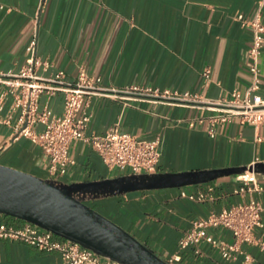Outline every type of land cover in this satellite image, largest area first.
I'll return each instance as SVG.
<instances>
[{
	"label": "crops",
	"instance_id": "1",
	"mask_svg": "<svg viewBox=\"0 0 264 264\" xmlns=\"http://www.w3.org/2000/svg\"><path fill=\"white\" fill-rule=\"evenodd\" d=\"M261 0H0V69L16 71L33 51L49 63L48 76L63 71L73 81L81 68L99 76L101 86L123 89L130 86L155 87L189 92L203 99L230 97L249 83L251 29L235 19L251 18ZM264 22V1L260 7ZM264 36V35H263ZM261 93L264 95V43L260 56ZM210 69L209 78L203 70ZM121 95V94H120ZM88 98L90 113L86 133H103L117 127L140 140L161 137L156 172H182L248 166L264 162V124L253 125L238 117L217 125L216 135L207 133L206 121L198 117L208 109L165 104L129 95ZM130 97V98H129ZM44 99L42 95L41 100ZM53 115L63 109V94L49 99ZM0 124V164L50 179L40 146L29 138L10 140L11 125ZM37 131L43 129L38 123ZM70 164L55 182L66 184L127 175L110 169L98 153L83 141L69 146ZM260 189L252 184L240 190L236 175L180 188L145 189L113 195L85 197L87 204L112 219L144 245L166 260L178 250V240L194 219L218 213L250 199L264 203V174L256 173ZM204 192L207 198L193 201L181 192ZM25 223L0 214V224L20 227ZM264 242V226L255 230ZM206 234L232 241L221 226ZM181 252L175 264H244L243 256L223 259L206 241ZM250 264H264V250L242 244ZM0 264H67L57 251L40 250L25 242L0 238Z\"/></svg>",
	"mask_w": 264,
	"mask_h": 264
},
{
	"label": "built area",
	"instance_id": "2",
	"mask_svg": "<svg viewBox=\"0 0 264 264\" xmlns=\"http://www.w3.org/2000/svg\"><path fill=\"white\" fill-rule=\"evenodd\" d=\"M263 1H259L258 9L251 18H245L242 14L235 17L243 26L249 27L252 33L248 49L250 79L243 91L234 89L228 98L203 99L189 92L180 93L155 87H103L99 76L89 75L83 68L73 81H68L65 73L60 70L44 76L38 70L46 71L50 65L48 61L35 55L36 42L33 39L30 41L33 53L26 63L16 71L0 69V124L10 125L12 114L17 113L16 121L11 125L10 140L25 137L37 143L43 153V166L53 181L64 175L69 165L74 163L68 151L71 142L76 140L89 144L110 169L126 170L127 175L156 172L160 157V136L140 140L117 127L103 133H86L91 115L86 111L85 105L92 95L125 97L123 95L127 94L135 100L147 99L208 109L210 113L198 117L197 121H206L210 137L216 135L217 125L229 123L235 117L253 125L264 124V95L260 90L259 65L264 43V22L260 14ZM209 73L210 69L206 67L203 70L206 79L209 78ZM59 92L63 94V109L59 115H53L49 99ZM38 123L43 125L40 131L34 127ZM236 177L243 182L240 190H244L249 183L252 184V189H260L256 183V173L244 171ZM181 196L193 201L207 198L204 192L182 191ZM218 226L230 232L232 241L216 239L206 234L207 229ZM263 226L264 203L255 199L236 203L218 213L212 212L194 219L179 238L178 250L165 261L175 264L181 259V252L190 246L195 247V253H199V243L206 241L218 250L223 259H235L237 254H241L243 263L250 264L252 257L241 249V245L254 244L264 250V242L254 233ZM0 238L22 241L44 251H57L67 264H124L102 257L76 241L59 237L29 222L20 227L0 224Z\"/></svg>",
	"mask_w": 264,
	"mask_h": 264
},
{
	"label": "water",
	"instance_id": "3",
	"mask_svg": "<svg viewBox=\"0 0 264 264\" xmlns=\"http://www.w3.org/2000/svg\"><path fill=\"white\" fill-rule=\"evenodd\" d=\"M244 171L264 174V162L248 166L121 175L66 184H57L51 179L0 164V214L32 223L59 237L76 241L102 257L124 264H169L82 199L136 190L180 188Z\"/></svg>",
	"mask_w": 264,
	"mask_h": 264
},
{
	"label": "rangeland",
	"instance_id": "4",
	"mask_svg": "<svg viewBox=\"0 0 264 264\" xmlns=\"http://www.w3.org/2000/svg\"><path fill=\"white\" fill-rule=\"evenodd\" d=\"M13 168H16V169H18V170H22V169H19L20 167H13ZM83 200V202H84V200L85 199H82ZM86 205H88L86 202H84ZM89 206V205H88ZM90 207V206H89ZM92 208V207H91ZM94 209V208H93ZM96 210V209H95ZM99 212V211H98ZM102 214V213H101ZM110 219V218H109ZM112 220V219H111ZM113 221V220H112ZM114 222V221H113Z\"/></svg>",
	"mask_w": 264,
	"mask_h": 264
},
{
	"label": "flooded vegetation",
	"instance_id": "5",
	"mask_svg": "<svg viewBox=\"0 0 264 264\" xmlns=\"http://www.w3.org/2000/svg\"><path fill=\"white\" fill-rule=\"evenodd\" d=\"M84 199H85V200H84V202H86V203H87V202H88V201H87V199H86V198H84Z\"/></svg>",
	"mask_w": 264,
	"mask_h": 264
}]
</instances>
